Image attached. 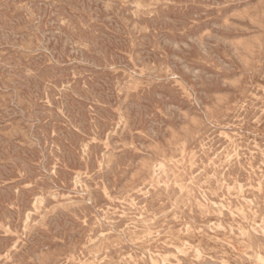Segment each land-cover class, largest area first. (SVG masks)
I'll use <instances>...</instances> for the list:
<instances>
[{
    "label": "rangeland",
    "instance_id": "rangeland-1",
    "mask_svg": "<svg viewBox=\"0 0 264 264\" xmlns=\"http://www.w3.org/2000/svg\"><path fill=\"white\" fill-rule=\"evenodd\" d=\"M130 1L0 0V209L2 210H0V236H2L0 237V264H36L37 262V264H164V262L165 264H264V0ZM64 4H66L67 6ZM130 8L132 11L130 10ZM100 12L102 13L100 14ZM125 15H127L128 17ZM151 17H153L154 20ZM161 17H163V19ZM163 20H165L168 25L165 24V21ZM118 21L120 23H118ZM163 24H165V26ZM78 25L80 26L78 27ZM109 26H112L113 29ZM62 30H64L65 32ZM143 30L145 31V33ZM70 33H72L74 37ZM135 37L136 41L134 39ZM75 39H78V42ZM68 41L71 43H69ZM86 43L88 45H86ZM117 44L119 47L117 46ZM112 46L114 47V49L112 48ZM199 48L201 49V52ZM114 51H116L117 53ZM61 54L64 55L62 56ZM138 60H140V62ZM207 60L208 62L206 63ZM162 64H164V66ZM57 65L58 67H56ZM107 70L108 72L106 73ZM110 70H112V72ZM119 70L121 71V73ZM82 71H84L85 74ZM149 73L151 77L149 76ZM110 77H112L113 79ZM191 77L193 79H191ZM36 78L37 80L39 79L38 82H36ZM31 79H33L31 81L32 83L30 82ZM90 80L92 81L90 82ZM42 83H44L45 85ZM49 85L50 87H48ZM63 87L64 89H66L65 91L63 90ZM148 87L151 91L148 89ZM113 88L115 93L113 91ZM181 88L185 91H183ZM40 90H42V92ZM192 92L195 93L193 94ZM45 93H48L47 96ZM106 95L110 96L108 97ZM132 96L135 98H132ZM157 97L159 100L157 99ZM33 100H35V102ZM122 100H124L126 103ZM90 102L91 104L93 102L94 103L91 105ZM29 104L31 105V107ZM115 110L116 113H114ZM139 111L140 113H138ZM87 112L89 115L87 114ZM247 112L249 113L247 114ZM240 113H242V116L240 115ZM71 115L74 117H71ZM133 117L135 118V120L133 119ZM247 120L249 122H247ZM57 121H59V123L61 124L58 123L57 125ZM75 122H77L78 124ZM89 122L90 124H88ZM104 122L107 126L103 125ZM144 122L147 126L144 125ZM108 123H110V125ZM29 127L31 130H29ZM232 127L235 128L233 129ZM25 128L28 129L26 130ZM230 129L231 131H229ZM87 130L88 132H86ZM120 130L122 134L121 132H119ZM109 131H111V133H108ZM152 132L154 134H152ZM192 132H194V134ZM133 133H135V135ZM22 136L24 137L22 138ZM244 137H246V139ZM63 139L65 140L64 142ZM195 139L197 142L195 141ZM233 139L238 140L234 141ZM192 140L194 142H192ZM34 143L37 146H35ZM56 147L59 148L57 149ZM222 148L225 149L223 150ZM19 149L22 151H20ZM52 149L56 150L55 153ZM27 152L30 154H28ZM256 152H258L260 155ZM260 152H262L263 155ZM253 153H255V157L253 156ZM233 154L235 155L233 156ZM122 157L124 158L122 159ZM243 162L246 164H244ZM47 164L49 165L47 166ZM130 164H132L131 167ZM103 165L104 167H107L104 168ZM239 165L241 167H239ZM165 166L168 167V169ZM19 167H21V169ZM66 167L69 169H66ZM125 167L128 169L127 172L126 169H124ZM157 167L159 168V171ZM248 167L250 169H248ZM119 169L123 172L121 173ZM222 169L223 171H221ZM251 169L253 170L251 171ZM161 170L162 173L160 172ZM164 171L166 174L164 173ZM71 174L74 176H72ZM155 174H157L156 179L154 178ZM159 174L161 175L159 176ZM47 175L48 177H46ZM191 175L192 178L190 177ZM16 177L18 178L16 179ZM241 177L243 178V180H240L242 179ZM225 178L227 179V181ZM75 179L77 180L76 182ZM155 180L157 181L153 182ZM43 181L47 183H44ZM95 181H97L98 183ZM171 181L173 183H171ZM148 183L150 185H148ZM174 183L176 185H174ZM212 184L213 186H215L213 187ZM37 185L39 187H36ZM108 185H110V187ZM224 185L225 187H223ZM241 185H244L245 187ZM192 187L194 188V190ZM201 187H204V189ZM109 188L112 190H110ZM159 189L161 190V192ZM251 189L252 191H250ZM26 190L28 191V193ZM150 190L153 191L151 192ZM234 190L236 191L233 192ZM162 192L163 194H161ZM258 192H260L261 194ZM36 193L37 195L38 193L40 195L37 196ZM96 193L99 194L97 195ZM28 194H30L31 196ZM133 195L135 196V198ZM27 196H29L30 198ZM89 196L91 200L89 199ZM130 196H133V198H131ZM222 196L227 199H224ZM191 197L195 198L193 199ZM63 198H65V200ZM82 198L84 200H82ZM126 198H128L129 201ZM143 198L144 200L142 201ZM96 199L99 202H97ZM113 201L114 203H112ZM179 201L180 203H182V205L179 203ZM148 202H150V205ZM18 203L20 205H18ZM227 203L228 206L225 205ZM119 204H121V206ZM105 205L107 207L109 206V209ZM152 205H155L156 208ZM222 205L225 208H223ZM239 205L240 210L238 209ZM54 206L57 210L55 208L53 209ZM181 206L182 208H180ZM59 207L61 208V210ZM122 207L124 208L122 209ZM139 207L141 209H139ZM149 207L151 208L149 209ZM36 208L38 211L36 210ZM129 208L132 210H130ZM261 208L263 209V211ZM179 209H181L182 211ZM183 210L185 213L183 212ZM95 211L98 213H96ZM225 211L227 214L225 213ZM251 211L253 214H251ZM178 213L183 215L180 216V214ZM229 213H231V216L229 215ZM254 213L257 215H255ZM134 215L138 218L134 217ZM69 216L70 218L73 216V218H71L73 219V221L69 218ZM111 216L113 218H111ZM42 219L45 221V223ZM87 219L89 220V222ZM168 219H170V221H167ZM246 219H249L247 220L248 222L246 221ZM59 220L61 221L59 222ZM78 222L80 223L78 224ZM50 223L52 225H50ZM110 223L114 224L112 225ZM214 223L217 224L215 225V227ZM33 225H35V227ZM89 226L92 228H90ZM197 226H200L199 229ZM249 227H251L253 230L251 228L249 229ZM244 232H246V234ZM86 234H88L89 237ZM37 235L39 236V238ZM126 236L128 238H126ZM47 237H49L50 240L49 238L47 239ZM8 238L10 239L8 240ZM7 240L10 242H8ZM54 240L56 242H54ZM46 241L47 243H45ZM148 241L150 242L148 243ZM5 244L6 246H4ZM15 244L19 246V249ZM231 246H233V249ZM156 247L158 248L156 249ZM165 248L169 249L165 251ZM212 248L215 249V251ZM106 250L108 252H106ZM11 251H13V253ZM102 251L106 253L104 254ZM130 251L134 253V255L130 253ZM158 251L161 252L158 253ZM151 253H153V255ZM96 254H98V256ZM75 255L77 256L76 259ZM135 255L136 257H134ZM143 255L146 257H144ZM39 257H41L42 259ZM260 257H262L263 260L260 259ZM35 258L36 260L34 261ZM46 260L48 261V263ZM152 261L154 262L152 263Z\"/></svg>",
    "mask_w": 264,
    "mask_h": 264
},
{
    "label": "bare ground",
    "instance_id": "bare-ground-1",
    "mask_svg": "<svg viewBox=\"0 0 264 264\" xmlns=\"http://www.w3.org/2000/svg\"><path fill=\"white\" fill-rule=\"evenodd\" d=\"M59 1H60V0H59ZM65 1H66V0H65ZM71 1H72V0H71ZM74 1H75V0H74ZM129 1H130V0H129ZM152 1H153V0H152ZM155 1H156V0H155ZM104 2H106V1H104ZM108 2H109V1H108ZM108 2H107V3H108ZM130 2H131V1H130ZM168 2H169V1H168ZM170 2H171V1H170ZM120 3H121V1H120ZM120 3H119V4H120ZM158 3H159V2H158ZM158 3H157V4H158ZM195 3H196V2H195ZM71 4H72V3H71ZM171 4H172V3H171ZM183 4H184V3H183ZM15 5H16V4H15ZM26 5H27V4H26ZM26 5H25V6H26ZM64 5H66V4H64ZM106 5H107V4H106ZM122 5H123V4H122ZM139 5H140V4H139ZM176 5H177V4H176ZM66 6H67V5H66ZM86 6H87V5H86ZM86 6H85V7H86ZM95 6H96V4H95ZM97 6H98V5H97ZM99 6H100V4H99ZM127 6H128V5H127ZM179 6H180V5H179ZM183 6H184V5H183ZM61 7H62V5H61ZM68 7H69V6H68ZM104 7H105V6H104ZM110 7H111V6H110ZM134 7H135V6H134ZM149 7H150V6H149ZM152 7H153V6H152ZM185 7H186V6H185ZM65 8H66V7H65ZM71 8H72V7H71ZM94 8H95V7H94ZM105 8H106V7H105ZM165 8H166V7H165ZM169 8H171V7H169ZM66 9H67V8H66ZM98 9H99V8H98ZM128 9H129V8H128ZM128 9H127V10H128ZM59 10H60V9H59ZM59 10H58V11H59ZM75 10H76V9H75ZM91 10H92V8H91ZM102 10H103V9H102ZM104 10H105V9H104ZM122 10H123V9H122ZM130 10H131V8H130ZM138 10H139V9H138ZM162 10H164V9H162ZM165 10H166V9H165ZM67 11H68V10H67ZM99 11H100V10H99ZM109 11H110V10H109ZM131 11H132V10H131ZM131 11H130V12H131ZM74 12H75V11H74ZM102 12H103V11H102ZM102 12H100V14H101ZM111 12H112V11H111ZM124 12H125V11H124ZM137 12H138V11H137ZM62 13H63V12H62ZM84 13H85V12H84ZM133 13H134V12H133ZM138 13H139V12H138ZM60 14H61V11H60ZM66 14H67V13H66ZM71 14H72V13H71ZM79 14H80V13H79ZM100 14H99V16H100ZM124 14H125V13H124ZM124 14H123V15H124ZM128 14H129V13H128ZM84 15H85V14H84ZM132 15H133V14H132ZM136 15H138V14H136ZM156 15H157V14H156ZM158 15H159V14H158ZM57 16H58V15H57ZM82 16H83V15H82ZM125 16H127V15H125ZM154 16H155V15H154ZM160 16H161V15H160ZM163 16H164V14H163ZM32 17H33V15H32ZM123 17H124V16H123ZM123 17H122V18H123ZM127 17H128V16H127ZM60 18H61V17H60ZM71 18H72V17H71ZM77 18H78V17H77ZM77 18H76V19H77ZM99 18H100V17H99ZM138 18H139V17H138ZM151 18L153 19V17H151ZM161 18L163 19V17H161ZM82 19H83V18H82ZM114 19H115V18H114ZM61 20H62V19H61ZM66 20H67V19H66ZM94 20H95V19H94ZM124 20H125V19H124ZM128 20H129V19H128ZM153 20H154V19H153ZM155 20H156V19H155ZM68 21H69V19H68ZM81 21H82V20H81ZM99 21H100V20H99ZM113 21H114V20H113ZM119 21H120V20H119ZM119 21H118V23H120ZM163 21H165V20H163ZM74 22H75V21H74ZM126 22H127V20H126ZM148 22H149V21H148ZM97 23H98V22H97ZM113 23H114V22H113ZM128 23H129V22H128ZM163 23H164V22H163ZM95 24H96V23H95ZM108 24H109V23H108ZM108 24H107V25H108ZM114 24H115V23H114ZM165 24H167L166 21H165ZM165 24H163V25L165 26ZM169 24H170V23H169ZM69 25H70V24H69ZM110 25H111V24H110ZM142 25H143V24H142ZM150 25H151V24H150ZM167 25H168V24H167ZM62 26H63V25H62ZM79 26H80V25H78V27H79ZM94 26H95V25H94ZM98 26H99V25H98ZM100 26H101V25H100ZM63 27H64V26H63ZM109 27H110V26H109ZM142 27H143V26H142ZM171 27H172V25H171ZM87 28H88V27H87ZM110 28H112V26H111ZM120 28H121V27H120ZM126 28H127V27H126ZM143 28H144V27H143ZM150 28H151V27H150ZM158 28H159V27H158ZM161 28H162V27H161ZM167 28H168V27H167ZM65 29H66V28H65ZM69 29H70V28H69ZM75 29H76V28H75ZM83 29H84V28H83ZM89 29H91V28H89ZM112 29H113V28H112ZM124 29H125V28H124ZM136 29H137V28H136ZM151 29H152V28H151ZM263 29H264V28H263ZM78 30H79V29H78ZM78 30H77V31H78ZM85 30H86V29H85ZM100 30H101V29H100ZM158 30H159V29H158ZM184 30H185V29H184ZM62 31H64V30H62ZM101 31H102V30H101ZM116 31H117V30H116ZM122 31H123V30H122ZM143 31H144V30H143ZM173 31H174V30H173ZM64 32H65V31H64ZM78 32H79V31H78ZM93 32H94V31H93ZM131 32H132V31H131ZM133 32H134V31H133ZM136 32H137V31H136ZM157 32H158V31H157ZM180 32H181V30H180ZM74 33H75V31H74ZM144 33H145V31H144ZM147 33H148V32H147ZM56 34H57V32H56ZM70 34L73 35L72 33H70ZM80 34H81V33H80ZM88 34H89V33H88ZM95 34H96V33H95ZM98 34H99V33H98ZM105 34H106V33H105ZM108 34H109V33H108ZM113 34H114V33H113ZM158 34H159V33H158ZM63 35H64V34H63ZM71 35H70V36H71ZM78 35H79V34H78ZM122 35H123V34H122ZM133 35H134V34H133ZM34 36H35V35H34ZM37 36H38V35H37ZM116 36H117V35H116ZM116 36H115V37H116ZM144 36H145V35H144ZM149 36H150V35H149ZM151 36H152V35H151ZM155 36H157V35H155ZM39 37H40V35H39ZM61 37H62V36H61ZM73 37H74V35H73ZM88 37H89V36H88ZM96 37H97V36H96ZM117 37H118V36H117ZM139 37H140V36H139ZM28 38H29V37H28ZM30 38H31V37H30ZM75 38H76V37H75ZM152 38H153V37H152ZM156 38H157V37H156ZM159 38H160V37H159ZM34 39H35V38H34ZM41 39H42V38H41ZM91 39H92V37H91ZM134 39H135V41H136V37H135ZM30 40H31V39H30ZM60 40H61V39H60ZM75 40H76V39H75ZM77 40H78V39H77ZM77 40H76V41H77ZM111 40H112V39H111ZM143 40H144V39H143ZM158 40H159V39H158ZM160 40H161V39H160ZM27 41H28V40H27ZM76 41H75V42H76ZM82 41H83V39H82ZM31 42H32V41H31ZM31 42H30V43H31ZM59 42H60V41H59ZM59 42H58V43H59ZM68 42H69V41H68ZM73 42H74V40H73ZM77 42H78V41H77ZM77 42H76V43H77ZM85 42H86V41H85ZM158 42H159V41H158ZM163 42H164V41H163ZM263 42H264V41H263ZM39 43H41V42H39ZM69 43H71V42H69ZM89 43H90V42H89ZM99 43H100V41H99ZM102 43H103V42H102ZM106 43H107V42H106ZM143 43H144V42H143ZM146 43H147V42H146ZM200 43H201V42H200ZM112 44H113V43H112ZM151 44H152V43H151ZM154 44H155V42H154ZM165 44H166V43H165ZM23 45H24V44H23ZM31 45H32V44H31ZM40 45H41V44H40ZM73 45H74V44H73ZM86 45H88V44L86 43ZM92 45H93V44H92ZM196 45H197V44H196ZM199 45H200V44H199ZM20 46H21V45H20ZM26 46H27V45H26ZM54 46H55V45H54ZM74 46H75V45H74ZM78 46H79V45H78ZM83 46H84V45H83ZM108 46H110V45H108ZM117 46H118V44H117ZM129 46H130V45H129ZM178 46H179V45H178ZM181 46H182V45H181ZM197 46H198V45H197ZM27 47H28V46H27ZM92 47H93V46H92ZM100 47H101V46H100ZM118 47H119V46H118ZM130 47H131V46H130ZM148 47H149V46H148ZM183 47H184V46H183ZM19 48H20V47H19ZM21 48H22V47H21ZM33 48H34V47H33ZM74 48H75V47H74ZM79 48H80V47H79ZM84 48H85V47H84ZM89 48H90V47H89ZM112 48L114 49L113 46H112ZM143 48H144V47H143ZM181 48H182V47H181ZM193 48H194V46H193ZM26 49H27V48H26ZM37 49H38V48H37ZM47 49H48V48H47ZM53 49H54V48H53ZM58 49H59V48H58ZM107 49H108V48H107ZM144 49H145V48H144ZM199 49H200V48H199ZM199 49H198V50H199ZM34 50H35V49H34ZM45 50H46V49H45ZM122 50H123V49H122ZM30 51H31V50H30ZM38 51H39V50H38ZM94 51H95V50H94ZM117 51H118V50H117ZM155 51H157V50H155ZM166 51H167V50H166ZM183 51H184V50H183ZM47 52H48V51H47ZM67 52H68V51H67ZM114 52H116V51H114ZM121 52H122V51H121ZM123 52H124V51H123ZM139 52H140V51H139ZM200 52H201V49H200ZM51 53H52V52H51ZM56 53H57V52H56ZM65 53H66V52H65ZM79 53H80V52H79ZM116 53H117V52H116ZM140 53H141V52H140ZM140 53H139V54H140ZM41 54H42V53H41ZM69 54H70V53H69ZM89 54H90V53H89ZM94 54H95V53H94ZM109 54H110V53H109ZM158 54H159V53H158ZM164 54H165V53H164ZM203 54H204V53H203ZM28 55H29V54H28ZM42 55H43V54H42ZM47 55H48V54H47ZM56 55H57V54H56ZM61 55H62V54H61ZM63 55H64V54H63ZM63 55H62V56H63ZM91 55H92V54H91ZM124 55H125V53H124ZM130 55H131V54H130ZM130 55H129V56H130ZM137 55H138V54H137ZM187 55H188V54H187ZM205 55H206V54H205ZM38 56H39V55H38ZM49 56H50V55H49ZM93 56H94V55H93ZM96 56H98V55H96ZM141 56H142V55H141ZM150 56H151V55H150ZM154 56H155V55H154ZM207 56H208V55H207ZM50 57H51V56H50ZM58 57H59V56H58ZM71 57H72V56H71ZM101 57H102V56H101ZM101 57H98V58H101ZM108 57H109V56H108ZM139 57H140V56H139ZM143 57H144V56H143ZM166 57H167V56H166ZM209 57H210V56H209ZM46 59H47V58H46ZM59 59H60V58H59ZM66 59H67V58H66ZM70 59H71V58H70ZM74 59H75V58H74ZM102 59H103V58H102ZM136 59H137V58H136ZM147 59H148V58H147ZM204 59H205V58H204ZM30 60H32V59H30ZM30 60H29V61H30ZM71 60H72V59H71ZM112 60H113V59H112ZM134 60H135V59H134ZM145 60H146V57H145ZM166 60H167V59H166ZM168 60H169V59H168ZM198 60H199V59H198ZM212 60H213V59H212ZM260 60H261V59H260ZM26 61H27V59H26ZM37 61H38V59H37ZM39 61H40V60H39ZM50 61H52V60H50ZM54 61H55V60H54ZM138 61L140 62V60H138ZM141 61H142V60H141ZM163 61H164V60H163ZM210 61H211V60H210ZM213 61H214V60H213ZM30 62H31V61H30ZM40 62H41V61H40ZM112 62H113V61H112ZM122 62H123V61H122ZM126 62H127V61H126ZM134 62H135V61H134ZM143 62H144V61H143ZM143 62H142V63H143ZM156 62H157V61H156ZM156 62H155V63H156ZM166 62H167V61H166ZM168 62H169V61H168ZM199 62H200V61H199ZM207 62H208V60L206 61V63H207ZM48 63H49V62H48ZM55 63H56V62H55ZM74 63H76V62H74ZM102 63H103V62H102ZM106 63H107V62H106ZM128 63H129V62H128ZM131 63H132V62H131ZM144 63H145V62H144ZM163 63H164V62H163ZM203 63H204V62H203ZM28 64H29V63H28ZM28 64H27V65H28ZM51 64H52V63H51ZM140 64H141V63H140ZM150 64H152V63H150ZM170 64H171V63H170ZM25 65H26V64H25ZM90 65H91V64H90ZM104 65H105V63H104ZM106 65H107V64H106ZM112 65H113V64H112ZM156 65H157V64H156ZM160 65H161V64H160ZM162 65L164 66V64H162ZM167 65H168V64H167ZM5 66H6V65H5ZM30 66H31V64H30ZM102 66H103V65H102ZM132 66H133V65H132ZM141 66H142V65H141ZM172 66H173V65H172ZM27 67H28V66H27ZM56 67H58V65H57ZM109 67H110V66H109ZM112 67H113V66H112ZM173 67H174V66H173ZM250 67H251V66H250ZM34 68H35V67H34ZM105 68H106V67H105ZM113 68H114V67H113ZM124 68H125V67H124ZM139 68H140V67H139ZM165 68H166V67H165ZM32 69H33V68H32ZM102 69H103V68H102ZM102 69H101V70H102ZM120 69H122V68H120ZM134 69H135V67H134ZM157 69H158V68H157ZM168 69H169V67H168ZM218 69H219V68H218ZM243 69H244V68H243ZM245 69H247V68H245ZM253 69H254V68H253ZM0 70H1V69H0ZM6 70H7V69H6ZM6 70H5V71H6ZM28 70H29V69H28ZM127 70H129V69H127ZM132 70H133V69H132ZM138 70H139V69H138ZM145 70H146V69H145ZM151 70H152V69H151ZM26 71H27V70H26ZM110 71L112 72V70H110ZM113 71H114V70H113ZM119 71H120V70H119ZM153 71H154V70H153ZM158 71H159V70H158ZM175 71H177V70H175ZM33 72H34V71H33ZM82 72H84V71H82ZM93 72H94V71H93ZM101 72H102V71H101ZM107 72H108V70L106 71V73H107ZM117 72H118V71H117ZM130 72H131V70H130ZM134 72H135V71H134ZM149 72H150V70H149ZM151 72H152V71H151ZM1 73H2V72H1ZM49 73H50V72H49ZM91 73H92V72H91ZM102 73H103V72H102ZM120 73H121V71H120ZM141 73H142V72H141ZM29 74H31V73H29ZM29 74H28V75H29ZM46 74H47V73H46ZM84 74H85V72H84ZM130 74H131V73H130ZM144 74H145V73H144ZM153 74H154V73H153ZM156 74H157V73H156ZM246 74H247V73H246ZM36 75H37V74H36ZM40 75H41V74H40ZM87 75H88V74H87ZM90 75H91V74H90ZM111 75H112V74H111ZM141 75H142V74H141ZM154 75H155V74H154ZM158 75H159V74H158ZM172 75H174V74H172ZM175 75H176V74H175ZM188 75H189V74H188ZM247 75H248V74H247ZM26 76H27V75H26ZM31 76H32V75H31ZM41 76H42V75H41ZM52 76H53V75H52ZM85 76H86V75H85ZM93 76H94V75H93ZM112 76H113V75H112ZM134 76H135V75H134ZM149 76L151 77L150 73H149ZM197 76H198V75H197ZM38 77H40V76H38ZM42 77H43V76H42ZM42 77H41V79H42ZM81 77H82V76H81ZM95 77H96V76H95ZM114 77H115V76H114ZM158 77H159V76H158ZM187 77H188V76H187ZM32 78H34V77H32ZM45 78H46V76H45ZM79 78H80V77H79ZM82 78H83V77H82ZM90 78H91V77H90ZM90 78H89V79H90ZM102 78H103V77H102ZM110 78H112V77H110ZM110 78H109V79H110ZM152 78H153V77H152ZM160 78H161V77H160ZM168 78H169V77H168ZM168 78H167V79H168ZM263 78H264V77H263ZM112 79H113V78H112ZM122 79H123V78H122ZM128 79H129V78H128ZM135 79H136V78H135ZM184 79H185V77H184ZM191 79H193V78L191 77ZM197 79H198V78H197ZM32 80H33V79H31L30 82H31ZM36 80H37V78H36ZM38 80H39V79H38ZM38 80H37L36 82H38ZM44 80H45V79H44ZM53 80H54V79H53ZM53 80H52V81H53ZM69 80H70V79H69ZM80 80H81V79H80ZM93 80H94V78H93ZM115 80H116V79H115ZM119 80H121V79H119ZM123 80H124V79H123ZM123 80H122V81H123ZM125 80H126V79H125ZM173 80H174V79H173ZM178 80H179V79H178ZM249 80H250V79H249ZM52 81H51V82H52ZM86 81H87V80H86ZM88 81H89V80H88ZM91 81H92V80H90V82H91ZM98 81H99V80H98ZM182 81H183V80H182ZM253 81H254V80H253ZM39 82H40V81H39ZM43 82H44V81H43ZM49 82H50V81H49ZM73 82H74V81H73ZM75 82H76V80H75ZM79 82H80V81H79ZM101 82H102V81H101ZM106 82H107V81H106ZM136 82H137V81H136ZM149 82H150V81H149ZM159 82H160V81H159ZM164 82H165V81H164ZM168 82H169V81H168ZM179 82H180V81H179ZM179 82H178V83H179ZM193 82H194V81H193ZM193 82H192V83H193ZM31 83H32V82H31ZM44 83H45V82H44ZM44 83H42V84H44ZM107 83H108V82H107ZM117 83H118V82H117ZM166 83H167V82H166ZM173 83H174V82H173ZM180 83H181V82H180ZM48 84H49V83H48ZM57 84H59V83H57ZM67 84H68V83H67ZM85 84H86V83H85ZM110 84H111V82H110ZM174 84H175V83H174ZM184 84H185V82H184ZM31 85H32V84H31ZM44 85H45V84H44ZM51 85H52V84H51ZM70 85H71V84H70ZM75 85H76V84H75ZM148 85H149V84H148ZM151 85H152V84H151ZM153 85H154V84H153ZM166 85H167V84H166ZM180 85H181V84H180ZM187 85H188V84H187ZM250 85H251V84H250ZM253 85H255V84H253ZM46 86H47V85H46ZM58 86H59V85H58ZM62 86H63V84H62ZM85 86H87V85H85ZM105 86H106V85H105ZM118 86H119V85H118ZM189 86H191V85H189ZM48 87H50V85H49ZM52 87H53V86H52ZM68 87H69V86H68ZM76 87H77V86H76ZM76 87H75V88H76ZM116 87H117V86H116ZM124 87H125V86H124ZM180 87H181V86H180ZM258 87H259V86H258ZM258 87H257V88H258ZM42 88H44V87H42ZM77 88H78V87H77ZM81 88H82V87H81ZM190 88H191V87H190ZM248 88H249V87H248ZM40 89H41V87H40ZM45 89H46V88H45ZM56 89H57V88H56ZM84 89H85V88H84ZM102 89H103V88H102ZM111 89H112V88H111ZM146 89H147V88H146ZM148 89H149V87H148ZM181 89H182V88H181ZM193 89H194V88H193ZM193 89H192V90H193ZM49 90H50V89H49ZM49 90H48V91H49ZM61 90H62V89H61ZM63 90L65 91L66 89H64V87H63ZM69 90H70V88H69ZM126 90H127V89H126ZM138 90H140V89H138ZM141 90H142V89H141ZM149 90H150V89H149ZM182 90H183V89H182ZM182 90H181V91H182ZM190 90H191V89H190ZM254 90H255V89H254ZM263 90H264V89H263ZM40 91L42 92V90H40ZM104 91H105V90H104ZM104 91H103V92H104ZM108 91H109V90H108ZM113 91H114V88H113ZM124 91H125V89H124ZM133 91H134V90H133ZM150 91H151V90H150ZM183 91H185V90H183ZM261 91H262V90H261ZM49 92H50V91H49ZM103 92H102V93H103ZM109 92H110V91H109ZM190 92H191V91H190ZM262 92H263V91H262ZM60 93H61V91H60ZM63 93H64V92H63ZM70 93H71V92H70ZM70 93H67V94H70ZM72 93H73V92H72ZM114 93H115V91H114ZM127 93H128V92H127ZM130 93H131V92H130ZM130 93H129V96H130ZM187 93H189V92H187ZM192 93H193V92H192ZM194 93H195V92H194ZM194 93H193V94H194ZM255 93H256V92H255ZM31 94H32V93H31ZM40 94H41V93H40ZM45 94H46V93H45ZM47 94H48V93H47ZM47 94H46V96H47ZM73 94H74V93H73ZM73 94H72V95H73ZM83 94H84V93H83ZM91 94H92V93H91ZM105 94H106V93H105ZM135 94H136V93H135ZM143 94H144V92H143ZM147 94H148V93H147ZM259 94H261V93H259ZM32 95H33V94H32ZM87 95H88V94H87ZM148 95H149V94H148ZM150 95H151V94H150ZM41 96H42V95H41ZM41 96H40V97H41ZM49 96H50V95H49ZM75 96H76V95H75ZM106 96H108V95H106ZM109 96H110V95H109ZM109 96H108V97H109ZM135 96H136V95H135ZM154 96H155V95H154ZM44 97H45V95H44ZM72 97H74V96H72ZM108 97H107V98H108ZM136 97H137V96H136ZM150 97H152V96H150ZM192 97H193V96H192ZM259 97H262V96H259ZM259 97H258V98H259ZM103 98H104V97H103ZM124 98H125V96H124ZM129 98H130V97H129ZM132 98H135V97L132 96ZM155 98H156V97H155ZM45 99H47V98H45ZM61 99H62V98H61ZM68 99H69V98H68ZM82 99H83V98H82ZM116 99H117V98H116ZM137 99H138V98H137ZM157 99H158V97H157ZM259 99H260V98H259ZM30 100H31V99H30ZM38 100H39V99H38ZM56 100H57V99H56ZM59 100H60V98H59ZM64 100H65V99H64ZM64 100H63V101H64ZM77 100H78V99H77ZM95 100H96V99H95ZM114 100H115V99H114ZM133 100H134V99H133ZM138 100H139V99H138ZM158 100H159V99H158ZM160 100H161V98H160ZM194 100H195V99H194ZM26 101H27V100H26ZM33 101L35 102V100H33ZM61 101H62V100H61ZM80 101H81V100H80ZM86 101H87V100H86ZM112 101H113V100H112ZM118 101H119V100H118ZM122 101H124V100H122ZM126 101H129V100H126ZM156 101H157V100H156ZM42 102H43V101H42ZM47 102H48V101H47ZM84 102H85V101H84ZM104 102H105V99H104ZM116 102H117V101H116ZM116 102H115V103H116ZM124 102H125V101H124ZM134 102H135V101H134ZM259 102H260V101H259ZM28 103H29V102H28ZM59 103H60V102H59ZM93 103H94V102H93ZM93 103H92V104H93ZM96 103H97V102H96ZM107 103H108V102H107ZM125 103H126V102H125ZM140 103H141V102H140ZM150 103H151V102H150ZM156 103H158V102H156ZM159 103H160V102H159ZM256 103H257V102H256ZM31 104H32V103H31ZM42 104H43V103H42ZM63 104H64V103H63ZM82 104H83V103H82ZM90 104H91V102H90ZM92 104H91V105H92ZM141 104H142V103H141ZM163 104H164V103H163ZM246 104H247V102H246ZM29 105H30V104H29ZM32 105H33V104H32ZM34 105H35V104H34ZM60 105H61V104H60ZM95 105H97V104H95ZM115 105H117V104H115ZM119 105H120V104H119ZM131 105H132V103H131ZM146 105H147V104H146ZM152 105H153V104H152ZM241 105H242V104H241ZM243 105H244V104H243ZM43 106H44V105H43ZM88 106H89V105H88ZM113 106H114V105H113ZM148 106H149V105H148ZM162 106H163V105H162ZM30 107H31V105H30ZM45 107H46V105H45ZM48 107H49V106H48ZM60 107H61V106H60ZM102 107H103V106H102ZM121 107H123V106H121ZM151 107H152V106H151ZM258 107H259V106H258ZM55 108H56V107H55ZM108 108H109V107H108ZM110 108H111V107H110ZM125 108H126V107H125ZM125 108H124V109H125ZM141 108H142V106H141ZM60 109H61V108H60ZM60 109H59V110H60ZM65 109H66V108H65ZM111 109H112V108H111ZM131 109H132V108H131ZM147 109H149V108H147ZM250 109H251V108H250ZM61 110H62V109H61ZM90 110H91V109H90ZM104 110H105V109H104ZM141 110H142V109H141ZM242 110H243V108H242ZM242 110H241V111H242ZM43 111H44V110H43ZM55 111H56V110H55ZM126 111H127V110H126ZM165 111H166V110H165ZM250 111H251V110H250ZM45 112H46V111H45ZM59 112H60V111H59ZM61 112H62V111H61ZM71 112H72V111H71ZM121 112H122V111H121ZM136 112H137V111H136ZM253 112H254V111H253ZM258 112H259V109H258ZM72 113H73V112H72ZM114 113H116V110H115ZM132 113H133V112H132ZM138 113H140V111H139ZM248 113H249V112H247V114H248ZM44 114H45V113H44ZM47 114H48V113H47ZM49 114H50V113H49ZM54 114H55V113H54ZM87 114H88V112H87ZM135 114H136V113H135ZM158 114H159V113H158ZM241 114H242V113H240V115H241ZM260 114H261V113H260ZM79 115H80V113H79ZM88 115H89V114H88ZM90 115H91V114H90ZM105 115H106V114H105ZM105 115H104V116H105ZM115 115H117V114H115ZM119 115H120V114H119ZM123 115H124V114H123ZM127 115H128V114H127ZM138 115H139V114H138ZM250 115H251V114H250ZM255 115H256V114H255ZM61 116H62V114H61ZM75 116H76V115H75ZM94 116H95V115H94ZM106 116H107V115H106ZM131 116H132V115H131ZM170 116H171V115H170ZM241 116H242V115H241ZM245 116H246V115H245ZM245 116H244V117H245ZM253 116H254V115H253ZM262 116H263V115H262ZM49 117H50V116H49ZM71 117H74V116L71 115ZM78 117H79V116H78ZM78 117H77V118H78ZM89 117H90V116H89ZM96 117H97V115H96ZM117 117H118V116H117ZM123 117H124V116H123ZM143 117H144V115H143ZM186 117H187V116H186ZM188 117H189V116H188ZM225 117H226V116H225ZM250 117H251V116H250ZM250 117H249V118H250ZM92 118H94V117H92ZM115 118H116V117H115ZM145 118H146V117H145ZM240 118H241V117H240ZM133 119L135 120L134 117H133ZM136 119H137V118H136ZM140 119H141V118H140ZM140 119H139V121H140ZM171 119H172V118H171ZM235 119H236V118H235ZM259 119H260V118H259ZM55 120H56V119H55ZM66 120H67V119H66ZM68 120H69V119H68ZM106 120H107V119H106ZM126 120H127V118H126ZM207 120H208V119H207ZM214 120H215V119H214ZM222 120H224V119H222ZM242 120H243V119H242ZM245 120H246V119H245ZM48 121H49V120H48ZM112 121H114V120H112ZM116 121H117V120H116ZM119 121H120V120H119ZM130 121H131V120H130ZM170 121H171V120H170ZM231 121H232V120H231ZM254 121H255V120H254ZM257 121H258V120H257ZM109 122H110V120H109ZM197 122H198V121H197ZM232 122H233V121H232ZM241 122H243V121H241ZM247 122H249V121L247 120ZM260 122H261V121H260ZM260 122H259V123H260ZM262 122H263V121H262ZM56 123H57V125H58L59 121H57ZM68 123H69V122H68ZM75 123H77V122H75ZM99 123H100V122H99ZM101 123H102V122H101ZM113 123H114V122H113ZM123 123H124V122H123ZM193 123H194V122H193ZM208 123H209V122H208ZM215 123H216V122H215ZM236 123H238V122H236ZM59 124H61V123H59ZM77 124H78V123H77ZM88 124H90V122H89ZM93 124H94V123H93ZM108 124L110 125V123H108ZM140 124H141V123H140ZM153 124H154V123H153ZM241 124H242V123H241ZM27 125H28V124H27ZM47 125H48V124H47ZM103 125H106L105 122H104ZM109 125H108V126H109ZM136 125H137V124H136ZM144 125H145V122H144ZM229 125H230V124H229ZM237 125H238V124H237ZM237 125H236V126H237ZM246 125H247V124H246ZM54 126H55V125H54ZM70 126H71V125H70ZM76 126H77V125H76ZM99 126H100V125H99ZM106 126H107V125H106ZM128 126H129V125H128ZM145 126H147V125H145ZM148 126H149V125H148ZM215 126H217V125H215ZM227 126H228V125H227ZM250 126H251V125H250ZM23 127H24V126H23ZM51 127H52V126H51ZM61 127H62V126H61ZM63 127H64V126H63ZM130 127H131V126H130ZM130 127H129V129H130ZM157 127H158V126H157ZM220 127H221V125H220ZM253 127H254V126H253ZM65 128H66V126H65ZM107 128H108V127H107ZM113 128H114V127H113ZM155 128H156V127H155ZM158 128H159V127H158ZM223 128H224V127H223ZM232 128H233V127H232ZM234 128H235V127H234ZM234 128H233V129H234ZM238 128H240V127H238ZM242 128H243V127H242ZM247 128H248V127H247ZM247 128H246V129H247ZM25 129H26V128H25ZM27 129H28V128H27ZM27 129H26V130H27ZM62 129H63V128H62ZM69 129H70V128H69ZM71 129H72V128H71ZM75 129H76V128H75ZM87 129H88V128H87ZM110 129H111V128H110ZM125 129H126V128H125ZM125 129H124V130H125ZM144 129H145V128H144ZM153 129H154V128H153ZM236 129H237V128H236ZM244 129H245V127H244ZM29 130H31L30 127H29ZM48 130H49V129H48ZM76 130H77V129H76ZM91 130H92V128H91ZM132 130H133V128H132ZM147 130H148V128H147ZM219 130H221V129H219ZM239 130H240V129H239ZM248 130H250V129H248ZM260 130H261V129H260ZM0 131H1V130H0ZM4 131H5V130H4ZM6 131H7V130H6ZM33 131H34V130H33ZM51 131H52V130H51ZM56 131H57V129H56ZM68 131H69V130H68ZM98 131H99V130H98ZM117 131H118V130H117ZM134 131H135V130H134ZM144 131H145V130H144ZM151 131H152V130H151ZM155 131H156V130H155ZM223 131H224V130H223ZM229 131H231V129H230ZM23 132H24V131H23ZM23 132H22V133H23ZM64 132H65V131H64ZM86 132H88V130H87ZM119 132H121V130H120ZM126 132H127V131H126ZM132 132H133V131H132ZM153 132H154V131H153ZM153 132H152V134L155 133V132H154V133H153ZM249 132H250V131H249ZM25 133H26V132H25ZM30 133H31V132H30ZM30 133H29V134H30ZM38 133H39V131H38ZM53 133H54V132H53ZM61 133H62V132H61ZM78 133H79V132H78ZM108 133H111V131H109ZM141 133H142V132H141ZM161 133H162V132H161ZM192 133L194 134V132H192ZM209 133H210V132H209ZM239 133H240V132H239ZM257 133H258V132H257ZM45 134H46V133H45ZM104 134H105V133H104ZM121 134H122V132H121ZM128 134H129V133H128ZM133 134L135 135V133H133ZM142 134H143V133H142ZM147 134H148V133H147ZM217 134H218V133H217ZM249 134H250V133H249ZM32 135H33V134H32ZM67 135H68V134H67ZM75 135H76V134H75ZM82 135H83V133H82ZM94 135H95V134H94ZM107 135H109V134H107ZM110 135H111V134H110ZM118 135H119V134H118ZM202 135H203V134H202ZM215 135H216V134H215ZM218 135H219V134H218ZM228 135H229V132H228ZM251 135H252V134H251ZM258 135H259V134H258ZM28 136H29V135H28ZM56 136H57V135H56ZM97 136H98V134H97ZM129 136H130V135H129ZM141 136H142V135H141ZM145 136H148V135H145ZM157 136H158V134H157ZM197 136H198V135H197ZM199 136H200V135H199ZM212 136H213V135H212ZM3 137H4V136H3ZM5 137H6V136H5ZM23 137H24V136H22V138H23ZM29 137H30V136H29ZM31 137H32V136H31ZM101 137H103V136H101ZM149 137H150V136H149ZM192 137H193V136H192ZM223 137H224V135H223ZM239 137H240V136H239ZM239 137H238V138H239ZM258 137H259V136H258ZM43 138H44V137H43ZM80 138H81V137H80ZM84 138H85V137H84ZM84 138H83V139H84ZM98 138H99V137H98ZM106 138H107V137H106ZM118 138H119V137H118ZM153 138H154V137H153ZM153 138H152V139H153ZM219 138H220V137H219ZM219 138H218V139H219ZM235 138H236V137H235ZM244 138L246 139V137H244ZM6 139H7V138H6ZM26 139H27V138H26ZM53 139H55V138H53ZM81 139H82V138H81ZM86 139H87V138H86ZM91 139H92V138H91ZM143 139H144V138H143ZM185 139H186V138H185ZM229 139H230V138H229ZM231 139H232V138H231ZM240 139H241V138H240ZM30 140H31V139H30ZM69 140H70V139H69ZM93 140H94V138H93ZM107 140H108V139H107ZM109 140H110V139H109ZM222 140H223V139H222ZM227 140H228V139H227ZM233 140L235 141L236 139H233ZM237 140H238V139H237ZM237 140H236V141H237ZM250 140H251V139H250ZM48 141H49V140H48ZM64 141H65V140L63 139V142H64ZM90 141H91V140H90ZM113 141H114V140H113ZM152 141H153V140H152ZM152 141H151V142H152ZM185 141H186V140H185ZM195 141H196V139H195ZM201 141H202V140H201ZM205 141H206V140H205ZM205 141H204V142H205ZM208 141H209V140H208ZM223 141H224V140H223ZM228 141H229V140H228ZM234 141H233V143H234ZM254 141H255V140H254ZM254 141H253V142H254ZM22 142H23V141H22ZM30 142H32V141H30ZM40 142H41V141H40ZM44 142H45V140H44ZM46 142H47V141H46ZM57 142H58V140H57ZM86 142H87V141H86ZM116 142H117V141H116ZM136 142H137V141H136ZM160 142H161V141H160ZM187 142H188V139H187ZM192 142H194V141L192 140ZM196 142H197V141H196ZM256 142H257V141H256ZM1 143H2V142H1ZM20 143H21V142H20ZM42 143H43V142H42ZM47 143H48V142H47ZM77 143H78V142H77ZM77 143H76V144H77ZM183 143H184V142H183ZM229 143H230V142H229ZM36 144H37V143H36ZM39 144H40V143H39ZM59 144H60V143H59ZM65 144H66V143H65ZM84 144H85V143H84ZM84 144H83V145H84ZM192 144H193V143H192ZM236 144H237V143H236ZM255 144H256V143H255ZM3 145H4V144H3ZM6 145H7V143H6ZM34 145H35V143H34ZM45 145H46V144H45ZM55 145H56V144H55ZM77 145H78V144H77ZM83 145H82V146H83ZM89 145H91V144H89ZM97 145H98V144H97ZM139 145H140V144H139ZM199 145H200V144H199ZM259 145H260V144H259ZM27 146H28V145H27ZM35 146H37V145H35ZM102 146H103V145H102ZM102 146H101V147H102ZM107 146H108V145H107ZM114 146H115V145H114ZM114 146H113V147H114ZM132 146H133V145H132ZM140 146H141V145H140ZM170 146H171V145H170ZM174 146H175V145H174ZM226 146H227V144H226ZM232 146H233V145H232ZM239 146H240V145H239ZM247 146H248V145H247ZM4 147H5V146H4ZM4 147H3V148H4ZM6 147H7V146H6ZM64 147H65V146H64ZM68 147H69V146H68ZM77 147H78V146H77ZM113 147H112V148H113ZM122 147H124V146H122ZM130 147H131V146H130ZM143 147H144V146H143ZM143 147H142V148H143ZM164 147H165V146H164ZM176 147H177V146H176ZM192 147H193V146H192ZM208 147H209V145H208ZM211 147H212V146H211ZM7 148H8V147H7ZM11 148H12V147H11ZM28 148H29V147H28ZM54 148H55V147H54ZM56 148H57V147H56ZM58 148H59V147H58ZM58 148H57V149H58ZM70 148H71V147H70ZM99 148H100V147H99ZM104 148H105V147H104ZM136 148H137V147H136ZM213 148H214V147H213ZM213 148H212V149H213ZM215 148H216V147H215ZM227 148H229V147H227ZM232 148H233V147H232ZM259 148H260V147H259ZM9 149H10V148H9ZM20 149H21V148H20ZM20 149H19V150H20ZM49 149H50V148H49ZM65 149H66V148H65ZM67 149H68V148H67ZM79 149H80V148H79ZM101 149H102V148H101ZM167 149H168V148H167ZM222 149H223V148H222ZM224 149H225V148H224ZM224 149H223V150H224ZM235 149H236V148H235ZM261 149H262V148H261ZM7 150H8V149H7ZM50 150H51V149H50ZM50 150H49V151H50ZM52 150H54V149H52ZM80 150H81V149H80ZM108 150H109V149H108ZM108 150H107V151H108ZM127 150H128V149H127ZM139 150H140V149H139ZM146 150H147V149H146ZM165 150H166V149H165ZM196 150H198V149H196ZM205 150H206V149H205ZM217 150H218V149H217ZM242 150H243V149H242ZM257 150H258V149H257ZM20 151H22V150H20ZM37 151H38V150H37ZM55 151H56V150H54V153H55ZM72 151H73V149H72ZM83 151H84V150H83ZM107 151H106V152H107ZM125 151H126V150H125ZM140 151H141V150H140ZM151 151H152V150H151ZM176 151H177V150H176ZM194 151H195V149H194ZM199 151H200V150H199ZM203 151H204V150H203ZM206 151H207V150H206ZM214 151H215V150H214ZM245 151H246V150H245ZM250 151H251V150H250ZM250 151H249V152H250ZM260 151H261V150H260ZM263 151H264V150H263ZM10 152H11V151H10ZM50 152H51V151H50ZM70 152H71V151H70ZM70 152H69V153H70ZM80 152H81V151H80ZM90 152H91V151H90ZM103 152H104V151H103ZM120 152H121V151H120ZM129 152H130V151H129ZM138 152H139V151H138ZM166 152H167V151H166ZM223 152H224V151H223ZM236 152H237V151H236ZM12 153H13V152H12ZM27 153H28V152H27ZM31 153H32V152H31ZM64 153H65V152H64ZM73 153H74V152H73ZM83 153H84V152H83ZM182 153H183V152H182ZM195 153H196V152H195ZM199 153H200V152H199ZM199 153H198V154H199ZM211 153H213V152H211ZM216 153H217V152H216ZM234 153H235V151H234ZM237 153H238V152H237ZM256 153H258V152H256ZM260 153H262V152H260ZM15 154H16V153H15ZM28 154H30V153H28ZM59 154H60V153H59ZM94 154H95V153H94ZM105 154H106V153H105ZM105 154H104V155H105ZM119 154H120V153H119ZM139 154H140V153H139ZM151 154H152V153H151ZM202 154H203V152H202ZM207 154H208V153H207ZM225 154H226V152H225ZM254 154H255V153H253V156H254ZM258 154H259V153H258ZM12 155H13V154H12ZM21 155H22V154H21ZM33 155H34V154H33ZM40 155H41V154H40ZM43 155H44V154H43ZM83 155H84V154H83ZM85 155H86V154H85ZM97 155H98V154H97ZM104 155H103V156H104ZM114 155H115V154H114ZM120 155H121V154H120ZM122 155H123V154H122ZM125 155H126V154H125ZM149 155H150V153H149ZM155 155H156V154H155ZM176 155H177V154H176ZM179 155H180V153H179ZM234 155H235V154H233V156H234ZM259 155H260V154H259ZM259 155H258V156H259ZM262 155H263V153H262ZM13 156H14V155H13ZM16 156H17V155H16ZM25 156H26V155H25ZM51 156H52V155H51ZM53 156H54V155H53ZM116 156H117V155H116ZM174 156H175V154H174ZM199 156H200V155H199ZM228 156H229V155H228ZM233 156H232V157H233ZM248 156H249V155H248ZM251 156H252V155H251ZM39 157H40V156H39ZM48 157H50V156H48ZM78 157H79V156H78ZM95 157H96V156H95ZM128 157H129V156H128ZM151 157H152V156H151ZM177 157H178V156H177ZM232 157H230V158H232ZM241 157H242V156H241ZM254 157H255V156H254ZM11 158H12V157H11ZM26 158H27V157H26ZM40 158H41V157H40ZM53 158H54V157H53ZM76 158H77V157H76ZM89 158H90V157H89ZM101 158H102V157H101ZM101 158H100V159H101ZM107 158H108V157H107ZM115 158H117V157H115ZM118 158H120V157H118ZM123 158H124V157H122V159H123ZM164 158H165V157H164ZM170 158H171V157H170ZM196 158H197V157H196ZM213 158H214V156H213ZM236 158H237V157H236ZM32 159H33V158H32ZM36 159H37V158H36ZM50 159H51V158H50ZM71 159H72V158H71ZM80 159H81V158H80ZM93 159H94V158H93ZM127 159H128V158H127ZM177 159H178V158H177ZM228 159H229V158H228ZM228 159H227V160H228ZM251 159H252V158H251ZM6 160H7V159H6ZM24 160H25V159H24ZM34 160H35V159H34ZM47 160H48V159H47ZM58 160H59V158H58ZM112 160H113V159H112ZM120 160H121V159H120ZM174 160H175V159H174ZM215 160H216V159H215ZM235 160H236V159H235ZM235 160H234V161H235ZM256 160H257V159H256ZM11 161H12V160H11ZM25 161H26V160H25ZM55 161H57V160H55ZM86 161H87V159H86ZM97 161H98V160H97ZM103 161H104V160H103ZM130 161H131V157H130ZM135 161H136V160H135ZM156 161H157V160H156ZM158 161H159V160H158ZM165 161H166V160H165ZM199 161H200V160H199ZM237 161H238V160H237ZM242 161H243V160H242ZM246 161H247V160H246ZM263 161H264V160H263ZM26 162H27V161H26ZM50 162H51V161H50ZM83 162H84V161H83ZM98 162H99V161H98ZM143 162H144V161H143ZM170 162H171V161H170ZM174 162H175V161H174ZM187 162H188V161H187ZM196 162H197V161H196ZM196 162H194V163H196ZM203 162H204V161H203ZM225 162H226V161H225ZM249 162H250V161H249ZM252 162H253V161H252ZM13 163H14V162H13ZM53 163H54V162H53ZM101 163H102V162H101ZM158 163H159V162H158ZM211 163H212V162H211ZM214 163H215V162H214ZM243 163H244V162H243ZM11 164H12V163H11ZM28 164H29V163H28ZM68 164H69V163H68ZM98 164H99V163H98ZM146 164H147V162H146ZM159 164H160V163H159ZM177 164H178V163H177ZM179 164H180V163H179ZM197 164H198V163H197ZM218 164H219V163H218ZM223 164H224V163H223ZM227 164H228V163H227ZM232 164H233V163H232ZM239 164H240V163H239ZM244 164H246V163H244ZM14 165H15V164H14ZM37 165H38V164H37ZM48 165H49V164H47V166H48ZM89 165H90V164H89ZM89 165H88V166H89ZM119 165H120V164H119ZM121 165H122V164H121ZM131 165H132V164H130V167H131ZM156 165H157V164H156ZM156 165H155V166H156ZM171 165H173V164H171ZM187 165H188V164H187ZM198 165H199V164H198ZM237 165H238V163H237ZM240 165H241V164H240ZM240 165H239V167H241ZM249 165H250V164H249ZM253 165H254V164H253ZM15 166H16V165H15ZM55 166H56V165H55ZM96 166H97V165H96ZM110 166H111V165H110ZM161 166H162V165H161ZM193 166H194V165H193ZM201 166H202V165H201ZM216 166H217V165H216ZM227 166H228V165H227ZM246 166H248V165H246ZM257 166H258V165H257ZM6 167H7V166H6ZM9 167H10V166H9ZM12 167H13V166H12ZM38 167H39V166H38ZM70 167H71V166H70ZM98 167H99V166H98ZM103 167H104V165H103ZM106 167H107V166H106ZM106 167H104V168H106ZM116 167H117V166H116ZM116 167H115V168H116ZM145 167H146V166H145ZM152 167H153V166H152ZM163 167H164V166H163ZM165 167H166V166H165ZM199 167H200V166H199ZM208 167H209V166H208ZM225 167H226V165H225ZM252 167H253V166H252ZM17 168H18V167H17ZM19 168L21 169V167H19ZM50 168H52V167H50ZM71 168H72V167H71ZM74 168H75V167H74ZM74 168H73V169H74ZM157 168H158V167H157ZM166 168L168 169V167H166ZM193 168H194V167H193ZM223 168H224V165H223ZM66 169H69V168L66 167ZM99 169H100V168H99ZM101 169H102V168H101ZM121 169H122V167H121ZM124 169H126V172L128 171V169H127L126 167H125ZM147 169H148V168H147ZM161 169H162V168H161ZM163 169H164V168H163ZM177 169H178V168H177ZM191 169H192V168H191ZM195 169H196V167H195ZM238 169H239V168H238ZM248 169H250V168L248 167ZM0 170H1V169H0ZM50 170H51V169H50ZM70 170H72V169H70ZM76 170H78V169H76ZM107 170H108V169H107ZM119 170H120V169H119ZM140 170H141V169H140ZM183 170H184V169H183ZM226 170H228V169H226ZM242 170H243V169H242ZM252 170H253V169H251V171H252ZM260 170H261V169H260ZM13 171H14V169H13ZM34 171H36V170H34ZM48 171H49V170H48ZM51 171H52V170H51ZM62 171H63V169H62ZM65 171H66V170H65ZM96 171H97V170H96ZM113 171H114V170H113ZM120 171H121V170H120ZM158 171H159V168H158ZM188 171H189V170H188ZM198 171H199V170H198ZM221 171H223V169H222ZM230 171H231V170H230ZM238 171H239V170H238ZM246 171H247V170H246ZM60 172H61V171H60ZM77 172H78V171H77ZM82 172H83V171H82ZM84 172H85V171H84ZM93 172H94V171H93ZM98 172H99V171H98ZM106 172H107V171H106ZM110 172H111V171H110ZM122 172H123V171H121V173H122ZM155 172H156V171H155ZM160 172L162 173V170H161ZM170 172H171V171H170ZM195 172H196V171H195ZM212 172H214V171H212ZM212 172H211V173H212ZM227 172H228V171H227ZM227 172H226V174H227ZM4 173H5V172H4ZM19 173H20V172H19ZM22 173H23V172H22ZM52 173H53V172H52ZM56 173H57V172H56ZM67 173H69V172H67ZM107 173H108V172H107ZM164 173H165V171H164ZM164 173H163V174H164ZM171 173H172V172H171ZM229 173H230V172H229ZM234 173H235V172H234ZM245 173H246V172H245ZM90 174H91V173H90ZM92 174H93V173H92ZM100 174H101V173H100ZM113 174H115V173H113ZM118 174H119V173H118ZM163 174H162V175H163ZM165 174H166V173H165ZM187 174H188V173H187ZM202 174H203V173H202ZM208 174H209V173H208ZM226 174H225V175H226ZM240 174H241V173H240ZM258 174H259V173H258ZM5 175H6V174H5ZM16 175H17V174H16ZM50 175H51V174H50ZM53 175H54V174H53ZM71 175H72V174H71ZM81 175H82V174H81ZM101 175H102V174H101ZM104 175H105V174H104ZM107 175H108V174H107ZM160 175H161V174H159V176H160ZM168 175H169V174H168ZM209 175H210V174H209ZM216 175H217V174H216ZM245 175H246V174H245ZM10 176H11V175H10ZM19 176H20V175H19ZM72 176H74V175H72ZM118 176H119V175H118ZM149 176H150V175H149ZM156 176H157V174H155V177H154L155 179H156ZM170 176H171V175H170ZM188 176H189V175H188ZM217 176H218V175H217ZM221 176H222V175H221ZM223 176H224V174H223ZM239 176H240V175H239ZM252 176H253V175H252ZM13 177H14V176H13ZM46 177H48V175H47ZM54 177H55V176H54ZM68 177H69V174H68ZM84 177H85V176H84ZM95 177H96V176H95ZM152 177H153V175H152ZM164 177H165V176H164ZM164 177H163V178H164ZM173 177H174V176H173ZM182 177H183V176H182ZM190 177L192 178V175H191ZM210 177H211V176H210ZM214 177H215V175H214ZM249 177H250V176H249ZM259 177H260V176H259ZM10 178H11V177H10ZM10 178H8V179H10ZM17 178H18V177H16V179H17ZM19 178H20V177H19ZM81 178H83V177H81ZM106 178H107V177H106ZM108 178H109V177H108ZM116 178H117V177H116ZM144 178H145V177H144ZM211 178H212V177H211ZM237 178H238V177H237ZM241 178H242V177H241ZM256 178H257V177H256ZM45 179H47V178H45ZM50 179H51V178H50ZM53 179H54V178H53ZM58 179H59V178H58ZM85 179H86V178H85ZM87 179H88V178H87ZM91 179H92V178H91ZM161 179H162V178H161ZM164 179H165V178H164ZM212 179H213V178H212ZM225 179H226V178H225ZM229 179H230V178H229ZM231 179H232V178H231ZM19 180H20V179H19ZM23 180H24V179H23ZM36 180H37V179H36ZM42 180H43V179H42ZM63 180H64V179H63ZM80 180H81V179H80ZM106 180H107V179H106ZM118 180H119V179H118ZM148 180H149V179H148ZM159 180H160V179H159ZM240 180H243V178L240 179ZM246 180H247V179H246ZM257 180H258V179H257ZM259 180H260V179H259ZM16 181H17V180H16ZM16 181H15V182H16ZM27 181H28V180H27ZM40 181H41V180H40ZM45 181H46V180H45ZM50 181H51V180H50ZM65 181H66V180H65ZM68 181H69V180H68ZM72 181H73V179H72ZM76 181H77V180L75 179V182H76ZM90 181H92V180H90ZM98 181H99V180H98ZM113 181H114V180H113ZM156 181H157V180H155V181H153V182H156ZM211 181H213V180H211ZM226 181H227V179H226ZM29 182H30V181H29ZM43 182H44V181H43ZM48 182H49V181H48ZM95 182H97V181H95ZM99 182H100V181H99ZM109 182H110V181H109ZM139 182H140V181H139ZM164 182H165V181H164ZM2 183H3V182H2ZM4 183H5V182H4ZM9 183H10V182H9ZM17 183H18V182H17ZM41 183H42V182H41ZM44 183H47V182H44ZM67 183H68V182H67ZM86 183H87V182H86ZM97 183H98V182H97ZM97 183H96V184H97ZM101 183H102V182H101ZM143 183H144V182H143ZM162 183H163V182H162ZM171 183H173V182L171 181ZM234 183H235V182H234ZM239 183H241V182H239ZM246 183H247V182H246ZM252 183H253V182H252ZM254 183H255V182H254ZM22 184H23V183H22ZM25 184H26V183H25ZM25 184H24V185H25ZM58 184H59V183H58ZM62 184H64V183H62ZM69 184H70V183H69ZM82 184H83V183H82ZM82 184H81V185H82ZM94 184H95V183H94ZM152 184H153V183H152ZM154 184H155V183H154ZM158 184H159V183H158ZM165 184H166V183H165ZM167 184H168V183H167ZM214 184H216V183H214ZM223 184H224V182H223ZM232 184H233V183H232ZM249 184H250V183H249ZM260 184H261V183H260ZM260 184H259V186H260ZM7 185H9V184H7ZM40 185H41V184H40ZM85 185H86V184H85ZM92 185H93V184H92ZM115 185H117V184H115ZM141 185H143V184H141ZM148 185H150V184L148 183ZM174 185H176V184L174 183ZM228 185H229V183H228ZM257 185H258V184H257ZM263 185H264V184H263ZM45 186H46V185H45ZM70 186H72V185H70ZM83 186H84V185H83ZM96 186H97V185H96ZM108 186L110 187V185H108ZM118 186H119V185H118ZM145 186H146V185H145ZM192 186H193V185H192ZM212 186H213V184H212ZM214 186H215V185H214ZM214 186H213V187H214ZM241 186H244V185H241ZM2 187H3V186H2ZM4 187H5V186H4ZM23 187H24V186H23ZM36 187H39V186L37 185ZM41 187H42V186H41ZM46 187H47V186H46ZM81 187H82V186H81ZM147 187H148V186H147ZM152 187H153V186H152ZM167 187H168V186H167ZM171 187H172V186H171ZM223 187H225V185H224ZM233 187H234V186H233ZM244 187H245V186H244ZM262 187H263V186H262ZM20 188H21V187H20ZM28 188H29V187H28ZM30 188H31V187H30ZM43 188H44V187H43ZM53 188H55V187H53ZM65 188H66V186H65ZM82 188H83V187H82ZM102 188H103V187H102ZM117 188H118V187H117ZM129 188H130V187H129ZM164 188H165V187H164ZM173 188H174V187H173ZM175 188H176V187H175ZM192 188H193V187H192ZM201 188L204 189V187H201ZM246 188H247V187H246ZM246 188H245V189H246ZM256 188H257V187H256ZM3 189H4V188H3ZM16 189H17V188H16ZM36 189H37V188H36ZM40 189H41V188H40ZM45 189H46V188H45ZM60 189H61V188H60ZM94 189H95V188H94ZM109 189H110V188H109ZM112 189H113V187H112ZM112 189H110V190H112ZM114 189H115V187H114ZM131 189H132V188H131ZM154 189H155V188H154ZM162 189H163V188H162ZM168 189H169V188H168ZM223 189H224V188H223ZM223 189H222V190H223ZM248 189H249V188H248ZM21 190H22V189H21ZM72 190H73V189H72ZM75 190H76V189H75ZM80 190H81V189H80ZM84 190H85V189H84ZM91 190H92V189H91ZM91 190H90V191H91ZM101 190H102V189H101ZM106 190H107V189H106ZM125 190H126V189H125ZM139 190H140V189H139ZM145 190H146V188H145ZM159 190H160V189H159ZM179 190H180V189H179ZM193 190H194V188H193ZM196 190H197V189H196ZM246 190H247V189H246ZM257 190H258V189H257ZM7 191H9V190H7ZM13 191H14V190H13ZM18 191H19V190H18ZM26 191H27V190H26ZM26 191H24V192H26ZM33 191H34V190H33ZM37 191H38V190H37ZM76 191H77V190H76ZM99 191H100V189H99ZM114 191H115V190H114ZM116 191H117V190H116ZM129 191H130V190H129ZM131 191H132V190H131ZM142 191H143V190H142ZM150 191H151V190H150ZM152 191H153V190H152ZM152 191H151V192H152ZM164 191H165V189H164ZM208 191H209V190H208ZM235 191H236V190H234L233 192H235ZM240 191H242V190H240ZM250 191H252V189H251ZM253 191H254V190H253ZM259 191H260V190H259ZM38 192H39V191H38ZM91 192H92V191H91ZM117 192H118V191H117ZM127 192H128V191H127ZM138 192H139V191H138ZM145 192H146V191H145ZM155 192H156V191H155ZM160 192H161V190H160ZM195 192H196V191H195ZM204 192H205V191H204ZM225 192H226V191H225ZM255 192H257V191H255ZM260 192H261V191H260ZM260 192H258V193H260ZM27 193H28V191H27ZM42 193H43V192H42ZM54 193H55V192H54ZM65 193H66V192H65ZM68 193H70V192H68ZM71 193H72V192H71ZM93 193H94V192H93ZM128 193H129V192H128ZM148 193H150V192H148ZM156 193H157V192H156ZM156 193H155V194H156ZM164 193H165V192H164ZM170 193H171V192H170ZM173 193H174V191H173ZM192 193H193V192H192ZM206 193H207V188H206ZM215 193H216V192H215ZM226 193H227V192H226ZM239 193H240V192H239ZM248 193H249V191H248ZM20 194H22V193H20ZM23 194H24V193H23ZM25 194H26V193H25ZM30 194H31V193H30ZM30 194H28V195H30ZM84 194H85V193H84ZM96 194H97V193H96ZM98 194H99V193H98ZM98 194H97V195H98ZM123 194H124V193H123ZM125 194H126V193H125ZM161 194H163V192H162ZM161 194H160V195H161ZM194 194H195V193H194ZM196 194H197V193H196ZM208 194H209V193H208ZM220 194H221V193H220ZM224 194H225V193H224ZM229 194H230V193H229ZM234 194H235V193H234ZM260 194H261V193H260ZM6 195H7V194H6ZM34 195H35V194H34ZM36 195H37V193H36ZM38 195H40V194L38 193ZM38 195H37V196H38ZM42 195H43V194H42ZM97 195H96V196H97ZM118 195H119V194H118ZM121 195H122V194H121ZM135 195H136V194H135ZM158 195H159V194H158ZM164 195H165V194H164ZM177 195H178V194H177ZM198 195H199V194H198ZM222 195H223V194H222ZM230 195H231V194H230ZM235 195H236V194H235ZM249 195H250V194H249ZM253 195H254V194H253ZM30 196H31V195H30ZM43 196H44V195H43ZM69 196H70V195H69ZM99 196H100V195H99ZM103 196H104V194H103ZM108 196H109V194H108ZM122 196H123V195H122ZM127 196H129V195H127ZM133 196H134V195H133ZM133 196H132V197L130 196V197L133 198ZM139 196H140V194H139ZM190 196H191V195H190ZM199 196H200V195H199ZM205 196H206V195H205ZM208 196H209V195H208ZM218 196H219V194H218ZM27 197H29V196H27ZM35 197H36V196H35ZM48 197H50V196H48ZM48 197H47V198H48ZM54 197H55V196H54ZM71 197H73V196H71ZM76 197H77V196H76ZM80 197H81V196H80ZM106 197H107V196H106ZM115 197H116V195H115ZM146 197H147V196H146ZM195 197H196V196H195ZM195 197H194V198H195ZM197 197H198V196H197ZM200 197H201V196H200ZM212 197H213V196H212ZM222 197H223V196H222ZM236 197H237V196H236ZM255 197H257V196H255ZM0 198H1V197H0ZM15 198H17V197H15ZM15 198H14V200H15ZM29 198H30V197H29ZM29 198H28V199H29ZM59 198H60V197H59ZM67 198H68V197H67ZM92 198H93V197H92ZM94 198H95V197H94ZM118 198H122V197H118ZM134 198H135V196H134ZM150 198H151V197H150ZM154 198H155V197H154ZM158 198H159V197H158ZM158 198H157V199H158ZM164 198H165V197H164ZM191 198H193V197H191ZM194 198H193V199H194ZM204 198H205V197H204ZM216 198H217V197H216ZM223 198H224V197H223ZM249 198H250V197H249ZM18 199H19V198H18ZM63 199L65 200V198H63ZM70 199H72V198H70ZM84 199H85V197H84ZM84 199L82 198V200H84ZM89 199H90V196H89ZM89 199H88V200H89ZM97 199H98V198H97ZM97 199H96V201H97ZM99 199H101V198H99ZM126 199H128V198H126ZM199 199H200V198H199ZM202 199H203V197H202ZM224 199H227V198H224ZM241 199H242V198H241ZM253 199H254V198H253ZM23 200H24V196H23ZM31 200H32V199H31ZM44 200H45V199H44ZM49 200H50V199H49ZM64 200H63V201H64ZM66 200H67V199H66ZM78 200H79V199H78ZM90 200H91V199H90ZM92 200H93V199H92ZM108 200H109V199H108ZM114 200H115V199H114ZM143 200H144V198L142 199V201H143ZM188 200H189V199H188ZM188 200H187V201H188ZM219 200H220V199H219ZM232 200H233V197H232ZM236 200H237V199H236ZM259 200H260V199H259ZM262 200H263V199H262ZM262 200H261V201H262ZM4 201H5V200H4ZM9 201H10V200H9ZM58 201H59V200H58ZM68 201H69V200H68ZM104 201H105V199H104ZM109 201H110V200H109ZM128 201H129V199H128ZM137 201H138V200H137ZM148 201H149V200H148ZM165 201H166V200H165ZM165 201H164V202H165ZM226 201H227V200H226ZM226 201H225V202H226ZM229 201H230V200H229ZM237 201H238V200H237ZM15 202H16V200H15ZM93 202H94V201H93ZM97 202H99V201H97ZM102 202H103V201H102ZM107 202H108V201H107ZM110 202H111V201H110ZM110 202H109V203H110ZM131 202H132V201H131ZM131 202H130V203H131ZM150 202H151V201H150ZM150 202H148L149 205H150ZM153 202H154V201H153ZM156 202H157V201H156ZM193 202H194V201H193ZM200 202H201V201H200ZM204 202H205V201H204ZM222 202H223V201H222ZM225 202H224V203H225ZM234 202H235V201H234ZM252 202H253V201H252ZM259 202H260V201H259ZM31 203H32V202H31ZM55 203H56V202H55ZM61 203H62V202H61ZM70 203H71V201H70ZM105 203H106V201H105ZM105 203H104V204H105ZM112 203H114V201H113ZM115 203H116V202H115ZM137 203H138V202H137ZM140 203H141V201H140ZM179 203H180V201H179ZM179 203H178V204H179ZM195 203H196V202H195ZM228 203H229V202H228ZM228 203L225 204V205L228 206ZM42 204H43V203H42ZM53 204H54V203H53ZM84 204H85V203H84ZM152 204H153V203H152ZM155 204H156V203H155ZM173 204H175V203H173ZM180 204L182 205V203H180ZM193 204H194V203H193ZM222 204H223V203H222ZM231 204H232V203H231ZM240 204H241V203H240ZM245 204H246V203H245ZM18 205H20V204L18 203ZM24 205H25V204H24ZM27 205H28V204H27ZM87 205H88V204H87ZM92 205H93V204H92ZM102 205H103V204H102ZM102 205H101V206H102ZM119 205L121 206V204H119ZM135 205H136V204H135ZM187 205H188V204H187ZM225 205H224V206H225ZM4 206H5V205H4ZM8 206H9V205H8ZM49 206H50V205H49ZM85 206H86V205H85ZM95 206H96V205H95ZM105 206H106V205H105ZM113 206H114V205H113ZM116 206H117V205H116ZM125 206H126V205H125ZM138 206H139V205H138ZM152 206H153V205H152ZM157 206H158V205H157ZM160 206H161V205H160ZM178 206H179V205H178ZM227 206H226V207H227ZM229 206H230V205H229ZM241 206H242V205H241ZM250 206H251V205H250ZM16 207H17V206H16ZM44 207H45V206H44ZM47 207H48V206H47ZM62 207H63V206H62ZM77 207H78V206H77ZM103 207H104V206H103ZM106 207H107V206H106ZM108 207H109V206H108ZM108 207H107V208H108ZM140 207H141V206H140ZM140 207H139V209L142 208V207H141V208H140ZM143 207H144V206H143ZM153 207H155V205H154ZM161 207H162V206H161ZM166 207H167V206H166ZM196 207H197V206H196ZM202 207H203V206H202ZM204 207H205V206H204ZM222 207H223V205H222ZM247 207H248V206H247ZM247 207H246V208H247ZM262 207H263V206H262ZM10 208H11V207H10ZM10 208H9V209H10ZM13 208H14V207H13ZM54 208H55V206L53 207V209H54ZM59 208H60V207H59ZM89 208H90V207H89ZM89 208H88V209H89ZM104 208H105V207H104ZM123 208H124V207H122V209H123ZM147 208H148V207H147ZM150 208H151V207H149V209H150ZM155 208H156V207H155ZM170 208H171V207H170ZM180 208H182V206H181ZM223 208H225V207H223ZM250 208H251V207H250ZM250 208H249V209H250ZM254 208H255V207H254ZM22 209H23V208H22ZM32 209H33V208H32ZM55 209H56V208H55ZM62 209H63V208H62ZM71 209H72V207H71ZM76 209H77V208H76ZM76 209H75V210H76ZM81 209H82V208H81ZM93 209H94V207H93ZM108 209H109V208H108ZM129 209H130V208H129ZM133 209H134V208H133ZM143 209H144V208H143ZM161 209H162V208H161ZM228 209H229V208H228ZM238 209L240 210V205H239ZM238 209H237V210H238ZM243 209H244V207H243ZM243 209H242V211H243ZM261 209H262V208H261ZM0 210H1V209H0ZM36 210H37V208H36ZM39 210H40V209H39ZM43 210H44V209H43ZM56 210H57V209H56ZM60 210H61V208H60ZM78 210H79V209H78ZM90 210H91V209H90ZM95 210H96V209H95ZM98 210H99V209H98ZM98 210H97V211H98ZM102 210H103V209H102ZM110 210H111V209H110ZM112 210H113V209H112ZM116 210H117V209H116ZM130 210H132V209H130ZM135 210H137V209H135ZM179 210H181V209H179ZM194 210H195V209H194ZM197 210H198V209H197ZM229 210H230V209H229ZM229 210H228V211H229ZM247 210H248V209H247ZM251 210H252V209H251ZM256 210H257V209H256ZM1 211H2V210H1ZM28 211H29V210H28ZM37 211H38V210H37ZM63 211H64V210H63ZM70 211H71V210H70ZM105 211H106V210H105ZM143 211H144V210H143ZM147 211H148V210H147ZM181 211H182V210H181ZM221 211H222V210H221ZM248 211H249V210H248ZM254 211H255V210H254ZM262 211H263V209H262ZM18 212H19V211H18ZM22 212H23V210H22ZM26 212H27V211H26ZM32 212H33V211H32ZM39 212H40V211H39ZM45 212H46V211H45ZM57 212H58V211H57ZM74 212H75V211H74ZM77 212H78V211H77ZM80 212H81V211H80ZM86 212H87V211H86ZM95 212H96V211H95ZM98 212H99V211H98ZM98 212H96V213H98ZM100 212H101V211H100ZM116 212H117V211H116ZM119 212H120V211H119ZM121 212H122V211H121ZM138 212H139V211H138ZM154 212H155V211H154ZM154 212H153V213H154ZM169 212H170V211H169ZM172 212H173V211H172ZM174 212H175V211H174ZM183 212H184V210H183ZM183 212H182V213H183ZM187 212H188V211H187ZM230 212H231V211H230ZM234 212H235V211H234ZM239 212H240V211H239ZM1 213H2V212H1ZM89 213H90V212H89ZM127 213H130V212H127ZM133 213H134V212H133ZM136 213H137V212H136ZM142 213H143V212H142ZM157 213H158V212H157ZM184 213H185V212H184ZM221 213H222V212H221ZM223 213H224V211H223ZM225 213H226V211H225ZM232 213H233V212H232ZM48 214H49V212H48ZM59 214H60V213H59ZM70 214H71V213H70ZM85 214H86V213H85ZM87 214H88V213H87ZM90 214H91V213H90ZM100 214H102V213H100ZM104 214H105V213H104ZM116 214H117V213H116ZM119 214H120V213H119ZM137 214H138V213H137ZM178 214H180V213H178ZM197 214H198V213H197ZM218 214H219V213H218ZM226 214H227V213H226ZM230 214H231V213H229V215H230ZM234 214H236V213H234ZM237 214H238V213H237ZM251 214H253L252 211H251ZM251 214H250V215H251ZM254 214H255V213H254ZM16 215H17V213H16ZM24 215H25V214H24ZM30 215H31V214H30ZM68 215H69V214H68ZM71 215H72V214H71ZM73 215H74V214H73ZM96 215H97V214H96ZM138 215H139V214H138ZM144 215H145V214H144ZM151 215H152V214H151ZM157 215H158V214H157ZM166 215H167V214H166ZM174 215H175V214H174ZM174 215H173V216H174ZM181 215H183V214H180V216H181ZM186 215H187V214H186ZM255 215H257V214H255ZM13 216H14V215H13ZM33 216H34V215H33ZM51 216H53V215H51ZM54 216H56V215H54ZM102 216H103V215H102ZM109 216H110V215H109ZM159 216H160V215H159ZM180 216H179V217H180ZM218 216H219V215H218ZM226 216H227V215H226ZM230 216H231V215H230ZM246 216H247V215H246ZM248 216H249V215H248ZM251 216H252V215H251ZM37 217H38V216H37ZM46 217H47V216H46ZM59 217H60V215H59ZM76 217H77V216H76ZM80 217H81V215H80ZM82 217H83V216H82ZM87 217H88V216H87ZM89 217H90V216H89ZM92 217H93V216H92ZM95 217H96V216H95ZM98 217H99V216H98ZM134 217H136V216L134 215ZM145 217H146V216H145ZM148 217H149V216H148ZM148 217H147V218H148ZM16 218H17V217H16ZM47 218H48V217H47ZM57 218H58V217H57ZM67 218H68V217H67ZM69 218H70V216H69ZM71 218H73V216H72ZM71 218H70V219H71ZM102 218H103V217H102ZM111 218H113V217L111 216ZM114 218H115V217H114ZM121 218H123V217H121ZM124 218H125V217H124ZM126 218H127V216H126ZM136 218H138V217H136ZM150 218H151V217H150ZM150 218H149V219H150ZM162 218H163V217H162ZM173 218H174V217H173ZM184 218H185V217H184ZM29 219H30V218H29ZM64 219H66V218H64ZM83 219H84V218H83ZM144 219H145V218H144ZM226 219H227V218H226ZM230 219H231V218H230ZM42 220H43V219H42ZM71 220L73 221V219H71ZM76 220H77V219H76ZM87 220H88V219H87ZM103 220H104V219H103ZM109 220H110V219H109ZM141 220H142V219H141ZM222 220H223V219H222ZM227 220H228V219H227ZM231 220H232V219H231ZM241 220H243V219H241ZM244 220H245V219H244ZM247 220H249V219H246V221H247ZM3 221H4V220H3ZM43 221H44V220H43ZM43 221H42V222H43ZM52 221H53V219H52ZM60 221H61V220H59V222H60ZM69 221H70V220H69ZM106 221H107V220H106ZM113 221H114V220H113ZM167 221H170V219H168ZM192 221H193V220H192ZM201 221H202V220H201ZM8 222H9V221H8ZM10 222H11V221H10ZM14 222H15V221H14ZM31 222H32V220H31ZM36 222H37V221H36ZM81 222H82V221H81ZM88 222H89V220H88ZM90 222H91V221H90ZM97 222H98V221H97ZM97 222H96V223H97ZM109 222H110V221H109ZM137 222H138V221H137ZM139 222H140V221H139ZM154 222H155V221H154ZM157 222H158V221H157ZM196 222H197V221H196ZM223 222H224V221H223ZM240 222H241V221H240ZM247 222H248V221H247ZM254 222H255V221H254ZM254 222H253V223H254ZM2 223H3V222H2ZM39 223H40V222H39ZM44 223H45V221H44ZM44 223H43V224H44ZM73 223H74V222H73ZM75 223H76V222H75ZM79 223H80V222H78V224H79ZM106 223H107V222H106ZM127 223H128V222H127ZM132 223H133V222H132ZM193 223H194V222H193ZM200 223H201V222H200ZM200 223H199V224H200ZM215 223H217V222H215ZM215 223H214V227H215V225H217V224H215ZM228 223H229V222H228ZM251 223H252V222H251ZM17 224H18V223H17ZM58 224H59V223H58ZM101 224H102V223H101ZM110 224H112V223H110ZM113 224H114V223H113ZM113 224H112V225H113ZM119 224H120V223H119ZM123 224H124V223H123ZM128 224H129V223H128ZM134 224H136V223H134ZM225 224H227V223H225ZM236 224H237V223H236ZM29 225H30V224H29ZM29 225H28V226H29ZM37 225H38V224H37ZM50 225H52V224L50 223ZM70 225H71V224H70ZM94 225H95V224H94ZM98 225H99V224H98ZM116 225H117V224H116ZM145 225H146V224H145ZM154 225H155V224H154ZM159 225H160V223H159ZM161 225H162V224H161ZM168 225H170V224H168ZM172 225H173V224H172ZM183 225H184V224H183ZM204 225H205V224H204ZM230 225H231V224H230ZM243 225H244V224H243ZM246 225H247V224H246ZM250 225H251V224H250ZM9 226H10V225H9ZM22 226H23V225H22ZM33 226L35 227V225H33ZM62 226H63V225H62ZM78 226H79V225H78ZM82 226H83V225H82ZM188 226H189V225H188ZM188 226H187V227H188ZM202 226H203V225H202ZM205 226H206V225H205ZM212 226H213V223H212ZM222 226H223V225H222ZM235 226H236V225H235ZM237 226H239V225H237ZM251 226H252V225H251ZM253 226H254V225H253ZM3 227H4V226H3ZM5 227H6V226H5ZM34 227H33V228H34ZM67 227H68V226H67ZM89 227H90V226H89ZM100 227H101V226H100ZM113 227H114V226H113ZM115 227H116V226H115ZM119 227H120V226H119ZM167 227H168V226H167ZM169 227H170V226H169ZM179 227H180V226H179ZM183 227H185V226H183ZM197 227H198V229H199L200 226H197ZM197 227H196V228H197ZM261 227H262V226H261ZM21 228H22V227H21ZM39 228H40V227H39ZM53 228H54V227H53ZM68 228H69V227H68ZM90 228H92V227H90ZM101 228H102V227H101ZM101 228H100V229H101ZM111 228H112V227H111ZM120 228H121V227H120ZM120 228H119V229H120ZM131 228H132V227H131ZM134 228H135V227H134ZM201 228H202V227H201ZM201 228H200V229H201ZM223 228H224V227H223ZM230 228H231V227H230ZM239 228H240V227H239ZM239 228H238V229H239ZM245 228H246V227H245ZM250 228H251V227H249V229H250ZM74 229H75V228H74ZM74 229H73V230H74ZM80 229H81V228H80ZM88 229H89V228H88ZM109 229H110V228H109ZM115 229H116V228H115ZM160 229H161V228H160ZM166 229H167V228H166ZM166 229H165V230H166ZM211 229H212V228H211ZM251 229H252V228H251ZM70 230H71V229H70ZM82 230H84V229H82ZM103 230H104V229H103ZM103 230H102V231H103ZM126 230H127V229H126ZM195 230H196V229H195ZM239 230H240V229H239ZM252 230H253V229H252ZM259 230H260V229H259ZM0 231H1V230H0ZM14 231H15V230H14ZM31 231H32V230H31ZM39 231H40V230H39ZM57 231H58V230H57ZM76 231H77V228H76ZM111 231H112V230H111ZM115 231H116V230H115ZM182 231H183V230H182ZM182 231H181V232H182ZM204 231H205V230H204ZM244 231H245V230H244ZM21 232H22V231H21ZM23 232H24V231H23ZM25 232H26V231H25ZM44 232H46V231H44ZM44 232H43V233H44ZM48 232H49V231H48ZM68 232H69V231H68ZM78 232H79V231H78ZM94 232H95V231H94ZM107 232H108V231H107ZM121 232H122V231H121ZM184 232H185V231H184ZM184 232H183V233H184ZM206 232H207V231H206ZM233 232H234V231H233ZM238 232H240V231H238ZM249 232H250V231H249ZM1 233H2V232H1ZM19 233H20V232H19ZM73 233H75V232H73ZM76 233H77V232H76ZM122 233H123V232H122ZM124 233H125V232H124ZM244 233L246 234V232H244ZM250 233H251V232H250ZM46 234H47V233H46ZM46 234H45V235H46ZM52 234H53V233H52ZM62 234H63V233H62ZM62 234H61V235H62ZM67 234H68V233H67ZM70 234H71V233H70ZM90 234H91V233H90ZM94 234H96V233H94ZM98 234H99V233H98ZM113 234H115V233H113ZM132 234H133V233H132ZM156 234H157V233H156ZM160 234H161V232H160ZM248 234H249V233H248ZM11 235H12V234H11ZM17 235H20V234H17ZM74 235H75V234H74ZM86 235H88V234H86ZM92 235H93V234H92ZM100 235H101V232H100ZM117 235H118V234H117ZM125 235H126V234H125ZM158 235H159V233H158ZM249 235H250V234H249ZM256 235H257V234H256ZM262 235H263V234H262ZM262 235H261V236H262ZM37 236H38V235H37ZM48 236H49V235H48ZM58 236H59V235H58ZM78 236H79V235H78ZM84 236H85V235H84ZM90 236H91V235H90ZM95 236H96V235H95ZM95 236H94V237H95ZM106 236H107V235H106ZM106 236H105V237H106ZM115 236H116V235H115ZM129 236H130V235H129ZM207 236H208V235H207ZM243 236H244V235H243ZM246 236H247V235H246ZM0 237H2V236H0ZM62 237H63V236H62ZM67 237H68V236H67ZM88 237H89V235H88ZM92 237H93V236H92ZM98 237H99V235H98ZM113 237H114V236H113ZM121 237H122V236H121ZM124 237H125V236H124ZM10 238H11V237H10ZM10 238H8V240H9ZM16 238H17V237H16ZM21 238H22V237H21ZM38 238H39V236H38ZM48 238H49V237H47V239H48ZM56 238H57V237H56ZM74 238H75V237H74ZM79 238H81V237H79ZM86 238H87V237H86ZM106 238H107V237H106ZM126 238H128V237L126 236ZM145 238H146V237H145ZM148 238H149V237H148ZM151 238H152V237H151ZM154 238H155V237H154ZM246 238H247V237H246ZM248 238H249V237H248ZM12 239H14V238H12ZM18 239H19V238H18ZM23 239H24V238H23ZM28 239H29V238H28ZM45 239H46V238H45ZM47 239H46V240H47ZM51 239H52V238H51ZM212 239H213V238H212ZM8 240H7V241H8ZM19 240H20V239H19ZM30 240H31V239H30ZM37 240H38V239H37ZM37 240H36V241H37ZM49 240H50V238H49ZM59 240H60V238H59ZM66 240H67V239H66ZM81 240H82V239H81ZM81 240H80V241H81ZM86 240H88V239H86ZM130 240H131V239H130ZM246 240H247V239H246ZM23 241H24V240H23ZM61 241H62V240H61ZM70 241H71V239H70ZM136 241H137V240H136ZM168 241H169V239H168ZM254 241H255V240H254ZM5 242H6V240H5ZM8 242H10V241H8ZM42 242H43V241H42ZM54 242H56V241L54 240ZM68 242H69V241H68ZM128 242H129V241H128ZM131 242H132V241H131ZM149 242H150V241H148V243H149ZM219 242H220V241H219ZM12 243H15V242H12ZM25 243H26V242H25ZM45 243H47V241H46ZM58 243H59V242H58ZM85 243H86V242H85ZM123 243H124V242H123ZM159 243H161V242H159ZM159 243H157V244H159ZM169 243H170V242H169ZM223 243H224V242H223ZM2 244H3V243H2ZM18 244H19V243H18ZM30 244H31V243H30ZM38 244H40V243H38ZM43 244H44V243H43ZM55 244H56V243H55ZM64 244H65V243H64ZM97 244H98V243H97ZM132 244H133V243H132ZM146 244H147V243H146ZM163 244H164V243H163ZM226 244H227V242H226ZM15 245H16V244H15ZM19 245H20V244H19ZM34 245H35V244H34ZM58 245H59V244H58ZM74 245H75V244H74ZM83 245H84V244H83ZM122 245H123V244H122ZM122 245H121V246H122ZM161 245H162V244H161ZM190 245H191V244H190ZM259 245H260V244H259ZM4 246H6V244H5ZM7 246H8V245H7ZM11 246H12V245H11ZM16 246H18V245H16ZM20 246H21V245H20ZM66 246H67V245H66ZM75 246H76V245H75ZM78 246H79V245H78ZM78 246H77V247H78ZM80 246H81V244H80ZM135 246H136V244H135ZM138 246H139V245H138ZM168 246H169V245H168ZM171 246H172V245H171ZM263 246H264V245H263ZM263 246H261V247H263ZM35 247H36V246H35ZM41 247H42V246H41ZM46 247H47V246H46ZM88 247H89V246H88ZM119 247H120V246H119ZM126 247H127V246H126ZM133 247H134V245H133ZM231 247H232V249H233V246H231ZM12 248H13V247H12ZM23 248H24V247H23ZM66 248H67V247H66ZM79 248H80V247H79ZM81 248H83V247H81ZM108 248H109V247H108ZM115 248H116V247H115ZM117 248H118V247H117ZM131 248H132V247H131ZM154 248H155V247H154ZM157 248H158V247H156V249H157ZM160 248H161V247H160ZM166 248H167V247H166ZM166 248H165V251H167V250L169 249V248H168V249H166ZM229 248H230V247H229ZM9 249H10V248H9ZM18 249H19V246H18ZM36 249H37V248H36ZM42 249H43V248H42ZM50 249H51V248H50ZM50 249H48V250H50ZM88 249H89V248H88ZM124 249H125V248H124ZM124 249H123V250H124ZM132 249H133V248H132ZM162 249H163V248H162ZM208 249H209V248H208ZM212 249H213V248H212ZM232 249H230V250H232ZM6 250H7V249H6ZM6 250H5V252H6ZM13 250H14V249H13ZM20 250H21V249H20ZM43 250H44V249H43ZM76 250H77V249H76ZM81 250H82V249H81ZM104 250H105V249H104ZM149 250H150V249H149ZM175 250H176V249H175ZM198 250H199V249H198ZM213 250L215 251V249H213ZM218 250H219V249H218ZM27 251H28V250H27ZM30 251H31V250H30ZM34 251H35V250H34ZM37 251H38V250H37ZM83 251H84V249H83ZM113 251H114V250H113ZM131 251H132V250H131ZM131 251H130V253H132ZM134 251H136V250H134ZM143 251H144V250H143ZM145 251H147V250H145ZM153 251H155V250H153ZM171 251H172V250H171ZM207 251H208V250H207ZM210 251H212V250H210ZM220 251H221V250H220ZM233 251H234V250H233ZM235 251H236V250H235ZM3 252H4V251H3ZM5 252H4V253H5ZM8 252H9V251H8ZM11 252L13 253V251H11ZM14 252H15V251H14ZM18 252H19V251H18ZM31 252H32V251H31ZM47 252H49V251H47ZM79 252H80V251H79ZM79 252H78V253H79ZM102 252H103V251H102ZM106 252H108V251L106 250ZM106 252H105V253H106ZM151 252H152V251H151ZM160 252H161V251H158V253H160ZM174 252H175V251H174ZM176 252H177V251H176ZM221 252H222V251H221ZM32 253H33V252H32ZM32 253H31V254H32ZM49 253H51V252H49ZM61 253H62V252H61ZM73 253H74V251H73ZM98 253H99V252H98ZM103 253H104V252H103ZM105 253H104V254H105ZM127 253H128V252H127ZM148 253H149V252H148ZM168 253H169V252H168ZM223 253H224V252H223ZM24 254H25V253H24ZM38 254H39V253H38ZM88 254H89V253H88ZM88 254H86V255H88ZM132 254L134 255V253H132ZM135 254H136V253H135ZM151 254L153 255V253H151ZM164 254H165V253H164ZM176 254H177V253H176ZM196 254H197V253H196ZM235 254H236V253H235ZM254 254H255V253H254ZM6 255H7V254H6ZM26 255H27V254H26ZM60 255H61V254H60ZM62 255H63V254H62ZM76 255H77V254H76ZM76 255H75V259H76V257H77ZM96 255L98 256V254H96ZM113 255H114V254H113ZM141 255H142V254H141ZM7 256H8V255H7ZM31 256H32V255H31ZM34 256H35V255H34ZM67 256H68V255H67ZM143 256H144V255H143ZM155 256H156V255H155ZM155 256H154V257H155ZM158 256H159V255H158ZM218 256H220V255H218ZM229 256H230V255H229ZM241 256H243V255H241ZM1 257H3V256H1ZM4 257H5V256H4ZM8 257H9V256H8ZM8 257H7V258H8ZM27 257H28V256H27ZM27 257H26V258H27ZM29 257H30V256H29ZM69 257H70V255H69ZM84 257H85V256H84ZM124 257H125V256H124ZM128 257H129V256H128ZM134 257H136V255H135ZM138 257H139V256H138ZM144 257H146V256H144ZM150 257H151V256H150ZM154 257H153V258H154ZM171 257H172V256H171ZM17 258H18V257H17ZM21 258H22V257H21ZM21 258H20V259H21ZM31 258H32V257H31ZM39 258H41V257H39ZM52 258H53V257H52ZM92 258H93V257H92ZM104 258H105V257H104ZM106 258H108V257H106ZM126 258H127V257H126ZM139 258H140V257H139ZM151 258H152V257H151ZM167 258H168V257H167ZM188 258H189V257H188ZM206 258H207V257H206ZM217 258H218V257H217ZM231 258H232V257H231ZM236 258H237V257H236ZM236 258H235V259H236ZM243 258H244V257H243ZM3 259H4V258H3ZM41 259H42V258H41ZM47 259H48V258H47ZM49 259H50V258H49ZM87 259H88V258H87ZM109 259H110V258H109ZM121 259H122V258H121ZM128 259H129V258H128ZM136 259H137V258H136ZM147 259H148V258H147ZM155 259H156V258H155ZM157 259H158V258H157ZM185 259H186V258H185ZM192 259H193V258H192ZM198 259H199V257H198ZM244 259H245V258H244ZM260 259L263 260L262 257H260ZM29 260H30V259H29ZM35 260H36V258L34 259V261H35ZM53 260H54V259H53ZM62 260H63V259H62ZM91 260H92V259H91ZM96 260H97V259H96ZM107 260H108V259H107ZM107 260H105V261H107ZM113 260H114V259H113ZM126 260H127V259H126ZM148 260H149V259H148ZM160 260H161V258H160ZM173 260H174V259H173ZM189 260H190V259H189ZM196 260H197V259H196ZM201 260H202V259H201ZM233 260H234V259H233ZM6 261H7V260H6ZM20 261H22V260H20ZM43 261H44V260H43ZM46 261H47V260H46ZM63 261H64V260H63ZM81 261H82V258H81ZM97 261H98V260H97ZM100 261H101V260H100ZM108 261H109V260H108ZM138 261H140V260H138ZM138 261H137V262H138ZM150 261H151V259H150ZM210 261H211V260H210ZM219 261H220V260H219ZM235 261H236V260H235ZM237 261H238V260H237ZM251 261H252V260H251ZM17 262H18V261H17ZM24 262H25V261H24ZM31 262H32V261H31ZM39 262H40V261H39ZM51 262H52V261H51ZM65 262H66V261H65ZM114 262H115V261H114ZM124 262H125V261H124ZM131 262H132V261H131ZM153 262H154V261H152V263H153ZM212 262H213V261H212ZM1 263H2V262H1ZM10 263H11V262H10ZM14 263H15V262H14ZM37 263H38V262H37ZM37 263H36V264H37ZM44 263H45V262H44ZM47 263H48V261H47ZM82 263H83V262H82ZM121 263H122V262H121ZM126 263H127V262H126ZM203 263H204V262H203ZM3 264H5V263H3ZM33 264H34V263H33ZM92 264H93V263H92ZM98 264H99V263H98ZM164 264H165V262H164ZM177 264H178V263H177ZM192 264H194V263H192ZM198 264H199V263H198ZM216 264H218V263H216ZM243 264H244V263H243Z\"/></svg>",
    "mask_w": 264,
    "mask_h": 264
}]
</instances>
